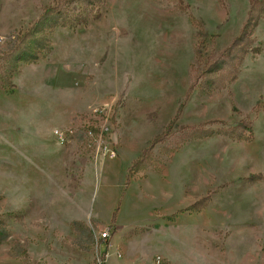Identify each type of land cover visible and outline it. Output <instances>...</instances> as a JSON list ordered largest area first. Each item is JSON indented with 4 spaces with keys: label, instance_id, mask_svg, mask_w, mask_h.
Instances as JSON below:
<instances>
[{
    "label": "rangeland",
    "instance_id": "obj_1",
    "mask_svg": "<svg viewBox=\"0 0 264 264\" xmlns=\"http://www.w3.org/2000/svg\"><path fill=\"white\" fill-rule=\"evenodd\" d=\"M251 1L72 0L23 45L32 60L10 61L56 0H0V246L31 264H92L125 170L203 66L221 59ZM81 17L87 22L61 25ZM252 39L250 49L262 51L249 50L236 78L227 55L222 69L199 78L178 126L129 173L123 215L146 219L120 234L146 257L264 264V9ZM244 120L250 142L233 132ZM207 121L211 135L189 138L184 127ZM209 191L205 204L178 212Z\"/></svg>",
    "mask_w": 264,
    "mask_h": 264
},
{
    "label": "trees",
    "instance_id": "obj_2",
    "mask_svg": "<svg viewBox=\"0 0 264 264\" xmlns=\"http://www.w3.org/2000/svg\"><path fill=\"white\" fill-rule=\"evenodd\" d=\"M72 0H56V3L54 5H49L46 6L43 11L41 12L40 16L38 19L34 22V24L22 35L19 37V43L16 47H14L10 53L7 55V58L11 60H15L18 58L25 59V60H32L30 59L29 55L26 54V50L23 49V45L28 41V39L32 38L35 36V34L41 30L45 25L50 24V23H57L60 18L63 15L64 8L69 4ZM88 2H93L94 0H87ZM264 0H252L250 4V8L247 14V17L240 29V32L237 36L234 37L232 42L225 48L223 54L221 55V59L215 60V61H209L203 66L202 72L199 76H197L194 80V82L190 85L187 94L185 96V99L180 103L176 114L172 117L166 128L158 134L157 136L154 137V139L150 142L149 146L146 147L138 159H136L132 165L129 168L128 176H127V181L126 184L129 185L130 183V172L132 170H138L140 167L146 162L150 155L152 149L158 144L164 142L169 135L172 133V129L174 127L178 126V120L179 117L181 116L186 103L189 99V96L191 92L194 90L196 83L198 82L199 78H204L208 74L212 72H217L222 67L224 66L225 59H222L225 55L228 56V59L230 60L229 63L232 66H235V73L233 78L237 77V73L239 71V67L244 60L245 55L249 52V50L255 52V53H260L262 51V47H257V48H251L250 46L253 43L252 39V33L259 21V19L262 16V11L264 9ZM75 19L69 20V19H63L62 24L63 26H68V25H74V24H80L81 22H87L86 18L81 17L78 21H74ZM76 22V23H74ZM204 81V79H203ZM202 81V83H203ZM7 82L13 86V83L7 79ZM204 87H209V85L206 83V81L203 83ZM213 121H207L203 122L198 125H192L189 127H184L185 129L188 130L187 134L189 135V138H203L206 136H209L213 133V131L206 130V124L210 123ZM245 131L249 132V135L246 136L244 135ZM233 132L237 133V137L239 140H244L250 142L253 138V128L251 125V122L249 120H244L241 121L240 124L233 130ZM232 132V133H233ZM260 178L259 175L253 174L249 177L250 181H255ZM212 192L209 191L206 196L202 197L195 203H193L190 207L186 209L180 210V212H184L187 210H192L196 209L199 206L205 204L207 201L211 199ZM118 213V208L114 211L113 213V223L116 220ZM111 228H114V225L111 226Z\"/></svg>",
    "mask_w": 264,
    "mask_h": 264
},
{
    "label": "crops",
    "instance_id": "obj_3",
    "mask_svg": "<svg viewBox=\"0 0 264 264\" xmlns=\"http://www.w3.org/2000/svg\"><path fill=\"white\" fill-rule=\"evenodd\" d=\"M179 105H178V107H179ZM178 107H177V109H178ZM177 109H176V111H177ZM175 114H176V112H175ZM170 120H169V122H170ZM168 123H167V125H168ZM158 134H160V133H158ZM158 134H156L155 136H157ZM154 137H153V139H154ZM143 139L146 140V139H148V137H145ZM145 148H143V150ZM132 163H131V165H132ZM129 168L127 167V170H125V173H124V177H125L124 189L121 191V195H120V197H122V200L120 201V197L115 198V204L112 207V217H111V220L107 222L108 226H106V227H110L111 228V226L114 225V228H111V234H112L113 242L121 248V250L123 251L124 256L121 259H117L115 256H112L111 261L114 264H150V263L153 264L154 258H155V257H153L154 253L151 254V255H148L146 257V254L144 252V249H145L144 246L140 247V249H138V245H137V243H135L133 238H130V240L128 242V237L126 238L125 236L120 234L124 229H126V228L128 229V222H129V224H134V225L137 226V224L139 222H142V221H144L146 219L145 218L143 220L138 221L137 219L134 220L133 218H131L130 220H128L123 215L122 202L123 201L125 202V200H127V198H129L128 196H129L130 191L132 189L131 186H130L131 181H130L129 185L126 184ZM168 196H170V194H168ZM163 197H165L164 194H163ZM138 199L140 201L139 192H138ZM168 199H170V197H168ZM128 202H130L129 199H128ZM138 205L140 206V203ZM99 206H100V204H99ZM190 206H188V207H190ZM188 207H186V208H188ZM117 208H118L117 217H116L115 222L113 223V220H112L113 219V213H114V211ZM186 208H184V209H186ZM180 210H182V209H180ZM180 210L178 212H180ZM139 212H140V210H131L130 214H137L138 218H140V216H141L140 213L141 212L140 213ZM178 212L175 215H173L174 217H172V219L176 218V215L178 214ZM61 213L63 214L62 211H61ZM62 214H61V217H62ZM126 214H128V213H126ZM134 246H136V250H133ZM162 254H163L162 258H165L171 264H176V262L173 261V259L170 256H168L166 253H162ZM0 264H31V261L26 256H21L20 254H15L14 251H12L10 247L9 248H4V247L0 246Z\"/></svg>",
    "mask_w": 264,
    "mask_h": 264
},
{
    "label": "built area",
    "instance_id": "obj_4",
    "mask_svg": "<svg viewBox=\"0 0 264 264\" xmlns=\"http://www.w3.org/2000/svg\"><path fill=\"white\" fill-rule=\"evenodd\" d=\"M3 38H0L2 40ZM56 136L61 140H66L67 134L64 131H55ZM96 255L93 264H114L111 261L112 256L117 259L123 258L124 254L121 248L113 242L111 228L105 227L95 234ZM153 264H166L162 257H155Z\"/></svg>",
    "mask_w": 264,
    "mask_h": 264
}]
</instances>
